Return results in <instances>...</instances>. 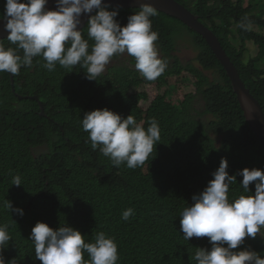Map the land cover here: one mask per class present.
<instances>
[{"label": "trees", "instance_id": "1", "mask_svg": "<svg viewBox=\"0 0 264 264\" xmlns=\"http://www.w3.org/2000/svg\"><path fill=\"white\" fill-rule=\"evenodd\" d=\"M178 1L222 38L242 80L264 107V0H249L247 6L243 0ZM5 2L0 0V16ZM259 7L262 11L254 13ZM115 10L121 25L140 11ZM244 16L250 19L251 30L238 26ZM151 19L153 30L159 33L155 42L159 54L168 61L155 81L146 80L135 69L131 56L124 61L120 55L114 56L111 61L117 65L111 67L110 75L102 73L91 81L80 65L69 72L57 64L50 72L43 67L44 59L36 57L33 67H22L15 75L17 92L37 96L34 101L20 100L12 74L0 73V225H8L12 237L0 253L5 264H42L35 258L34 243L29 239L37 222H46L54 229L68 224L84 235L85 242H93L98 232H105L118 245L117 264H196L192 259L196 249L212 245L207 237L189 241L183 237L180 214L192 203L193 194L213 179L222 157L228 161L230 175L246 167L264 169V145L247 122L207 41L166 13L158 11ZM86 28L82 31L85 39ZM187 36H191L190 42ZM3 42L6 47H15ZM188 43L199 51L204 71L218 76L216 82L209 83L194 66L183 65L176 50L181 45L189 48ZM249 43L257 44L260 54L245 64L246 54L252 50ZM176 77L193 84L195 91L174 101L183 90L171 81ZM148 86L167 90L143 108L149 95L140 89ZM200 101L205 105L199 109ZM105 107L124 118L133 115L145 128L153 119L158 122L160 141L143 166L115 167L99 149H92L82 118ZM226 110L231 114L223 122L206 120V116H218ZM218 129L229 132L222 151L215 149L210 134ZM16 175L21 177L20 186L12 185ZM236 179L229 189L230 199L243 192V177L237 175ZM250 191L254 193V183ZM9 203L22 208L23 216L11 212ZM128 208L134 215L125 221L122 213ZM244 249L264 257V232L255 239L246 237L234 251ZM84 258L89 259L87 254Z\"/></svg>", "mask_w": 264, "mask_h": 264}, {"label": "clouds", "instance_id": "2", "mask_svg": "<svg viewBox=\"0 0 264 264\" xmlns=\"http://www.w3.org/2000/svg\"><path fill=\"white\" fill-rule=\"evenodd\" d=\"M55 2L56 8L48 9V0H6L0 20L5 22L7 41L15 47H6L0 39V73L18 75L22 67H33L34 58L42 57L43 67L50 72L57 64L69 72L80 65L91 81L97 80L114 56L125 53L135 59V69L148 81H155L166 70L168 61L160 57L155 43L159 33L153 30L151 18L158 15V9L152 3L141 0L140 11L129 15L127 24L121 25L116 19L118 10H109L102 0ZM93 9L99 11L90 16L85 39L78 25L82 15ZM238 26L248 31L252 23L244 16ZM89 40L93 41L91 45ZM82 128L93 150L99 149L113 166L126 165L129 169L143 166L161 138L155 119L145 128L133 115L124 118L106 107L85 113ZM227 169L228 161L222 157L213 179L183 208V237L187 241L207 237L212 245L210 249H196L192 257L196 264H264V257L254 250L234 251L246 237L255 239L264 229V169L246 167L232 175ZM237 175L243 177V192L230 199L229 189L237 183ZM253 183L254 193L250 191ZM12 185H22L19 175L13 177ZM7 207L17 215L24 214L22 208H14L11 203ZM132 215L134 210L128 208L122 219L127 221ZM29 239L34 243L35 258L42 264H117L119 259L116 241L103 231L93 242H85L84 235L68 224L54 229L46 222H37ZM11 240L8 225H0V253ZM0 264H5L2 255Z\"/></svg>", "mask_w": 264, "mask_h": 264}, {"label": "water", "instance_id": "3", "mask_svg": "<svg viewBox=\"0 0 264 264\" xmlns=\"http://www.w3.org/2000/svg\"><path fill=\"white\" fill-rule=\"evenodd\" d=\"M144 2L152 3L157 7L158 11L172 15L190 26L206 39L216 60L224 69L233 86L240 108L247 122H249L251 128L255 134L260 137L264 145V114L250 87H247L238 69L232 63L230 56L221 42L222 38L197 16L192 9L184 7L178 0H144ZM140 4L141 0H102L103 6L115 7L117 9L140 8ZM49 8H56L55 0H50ZM97 10L98 9H93L91 13L82 15L78 30H81L86 25L90 16ZM4 23L5 22H0V39H6L8 35L4 30ZM250 113H252V117H249Z\"/></svg>", "mask_w": 264, "mask_h": 264}, {"label": "bare ground", "instance_id": "4", "mask_svg": "<svg viewBox=\"0 0 264 264\" xmlns=\"http://www.w3.org/2000/svg\"><path fill=\"white\" fill-rule=\"evenodd\" d=\"M182 4V3H181ZM49 5H50V0H48V4H47V8L48 9H50L49 8ZM184 7H186L184 4H182ZM111 8H115V7H111ZM115 9H117V8H115ZM127 9H130V8H127ZM132 9H138V8H132ZM140 9V8H139ZM99 10V9H98ZM97 10V11H98ZM96 11V12H97ZM160 12H162V11H160ZM163 13H165V12H163ZM167 14V13H166ZM168 15H170V14H168ZM170 16H172V15H170ZM173 17V16H172ZM200 17V16H199ZM201 18V17H200ZM89 21V20H88ZM88 21L86 22V25L88 24ZM0 22H4L3 20H0ZM86 25L80 30V31H83L85 28H86ZM187 25V24H186ZM190 27V26H189ZM210 27V26H209ZM211 28V27H210ZM190 29L192 30V31H194V32H196L197 34H199L197 31H195L194 29H192L191 27H190ZM200 35V34H199ZM201 37H203L202 35H200ZM204 38V37H203ZM205 39V38H204ZM4 40H7V39H4ZM206 40V39H205ZM190 41H191V36H190ZM254 47H256L255 48V50H256V54L255 55H251L250 53L252 52V50H251V52L250 53H247L246 54V56L247 55H251L252 56V58H254V57H257V56H259V50H258V48H259V46L257 45V44H255L254 43ZM193 48L198 52V55H199V51L193 46ZM260 49V48H259ZM180 51V48H179V46L177 47V50H176V53L177 52H179ZM258 52V53H257ZM159 55H163L164 56V54L163 53H160ZM177 56H179V55H177ZM180 57V60L182 61V63H183V60H182V58H181V56H179ZM111 62H113V61H111ZM245 64H249V63H246V58H245ZM114 63H116V62H114ZM183 65H184V63H183ZM185 66H194L196 69H198L200 72H202L209 80H210V82L209 83H212V82H216V80L218 79V76H214L213 75V72H206V71H204V69L202 68V66L200 65V63H199V58H198V56H197V58H196V63H191L190 65H185ZM202 69H201V68ZM111 69V67L110 68H108L107 69V71L106 72H103L104 74H107L108 73V75H110V73H109V70ZM12 79H13V88H14V92L16 93V95H17V97L18 98H20V100H34V101H36V99L38 98L37 96H29V97H25L26 95H21L20 93H18L17 92V87H16V78H15V75H13L12 74ZM233 87V86H232ZM234 90V89H233ZM255 96V95H254ZM255 98H256V100L258 101V103H259V106H260V108H261V110H262V112H263V114H264V107H263V105H262V103L259 101V99L255 96ZM228 114H231V112L230 111H228V110H226V112H224V113H222V114H218V116H216V115H208V116H206V120H209V121H218V122H223L227 117L226 116H228ZM210 134H211V136L215 139V145H214V147H215V149L216 150H218V151H222L223 149H224V147H225V144H226V141H227V139H228V136H229V132H227V131H225V130H222V129H218V130H215V131H213V132H210ZM259 137V136H258ZM260 138V137H259Z\"/></svg>", "mask_w": 264, "mask_h": 264}, {"label": "rangeland", "instance_id": "5", "mask_svg": "<svg viewBox=\"0 0 264 264\" xmlns=\"http://www.w3.org/2000/svg\"><path fill=\"white\" fill-rule=\"evenodd\" d=\"M247 2H249V0H243V3H245L246 6H247ZM261 11H262V8L259 7V8H256L254 13H259ZM187 37H189L187 42H190V36H187ZM188 47L189 48H185L183 45H181V46H179L180 51L176 53V55L181 56L184 65H190L191 63H196V58L198 56V52L193 48V46L190 43H188ZM249 47L252 49V52L250 54L251 55H255L256 54V50H255L256 47H254V43H249ZM258 50H259V48H258ZM251 55H247L246 56V63H250V61L252 60V56ZM120 57H121V60L124 61V58L129 57V55L127 53H125L123 55H120ZM160 57L162 58L163 55H160ZM115 65H117V63L110 62V64L106 66V69H105L104 72H106L108 68L113 67ZM186 77L189 78L188 76H186ZM171 81L175 84V86L178 89L179 88L183 89V90H181L180 94L177 97L176 96L174 97V101H176L177 99L182 98L186 93H192L193 91H195V88H194L193 84L183 83L182 79L180 77H176V79H173ZM192 81L193 80L191 79V82ZM140 90L142 92H146L149 95L148 103H143L142 104L143 108H147L149 106V103H150L151 99H153L156 95H158L160 93L166 92L167 89H164L163 91H160V90H157L155 88H152V87L148 86V87H143ZM25 97H29V96L26 95ZM200 102H202V101H200ZM203 105H205L204 102H202V104L198 105V108L199 109L202 108ZM261 232H264V229H262Z\"/></svg>", "mask_w": 264, "mask_h": 264}]
</instances>
